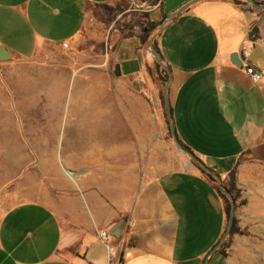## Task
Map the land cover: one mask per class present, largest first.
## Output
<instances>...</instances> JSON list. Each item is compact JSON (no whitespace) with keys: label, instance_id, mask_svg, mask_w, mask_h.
Instances as JSON below:
<instances>
[{"label":"crops","instance_id":"crops-1","mask_svg":"<svg viewBox=\"0 0 264 264\" xmlns=\"http://www.w3.org/2000/svg\"><path fill=\"white\" fill-rule=\"evenodd\" d=\"M118 1L0 0V55L9 56L0 63H34L41 76L33 84L41 102H0V154L24 151L25 118L48 120L38 138L49 140V154L59 155L54 185L71 192L50 196L49 205L24 200L0 212V264H107L98 233L121 220L122 235L112 241L121 264H264V76L253 82L239 56L243 41L252 40L249 64L264 74V0H254L257 6L246 0H158L150 18L161 20L153 35L160 63L151 43L143 47L135 35L107 31L96 8ZM126 38L138 40L134 51ZM121 49L130 55L118 57ZM63 54L69 65H58ZM166 84L176 137L191 154L221 180L241 159L236 184L247 202L241 211L258 220L253 233L261 241H236L231 257L209 255L227 223L213 184L190 161L171 165L145 157L164 152ZM70 88L78 99L87 92L88 102L103 104L122 102L123 92L139 96L147 115L141 118L133 105L125 116L130 133L116 146L99 140L75 147L73 138L64 150L36 108ZM20 133L23 141L10 145Z\"/></svg>","mask_w":264,"mask_h":264},{"label":"rangeland","instance_id":"rangeland-1","mask_svg":"<svg viewBox=\"0 0 264 264\" xmlns=\"http://www.w3.org/2000/svg\"><path fill=\"white\" fill-rule=\"evenodd\" d=\"M157 3L158 0H120L112 5L117 6L119 10L116 9L113 13L106 14L102 8L97 7L96 12L100 16L105 17L108 32L111 29H117L123 35L130 32L139 33L140 28L136 26V22L138 20L141 22L145 21L147 18L152 20L150 15ZM97 18L98 16H95L96 21H98ZM125 40L124 44L127 43V46L132 48L133 44H138V40L135 38H126ZM147 45L148 42L145 46ZM135 52L137 53L138 51L136 50ZM125 53H128L127 56H129L131 50L127 52L126 49H121L118 57H122ZM138 54L142 55V52H138ZM57 61L60 66L69 65L67 63V61L69 62V56L63 54L59 56V60ZM72 66H80V64L74 62ZM37 67V64L18 60L0 63V102H41V99H38L35 95L33 88L34 79L41 77ZM114 88L117 89L116 85ZM115 92L118 94L117 90ZM81 95L82 93H80ZM86 97L87 92L85 97L81 99L76 98L75 88L74 90L70 88L65 94L62 91H57V96L53 98V102H42L40 109L36 108V112L42 111V114L47 115L46 118H49V131L52 134V139L64 150L70 146L73 138H75L73 140L75 147H82L79 142L81 140L78 138L83 133L84 135H93L94 137L95 135H99L100 142L106 148L116 146L121 141L119 139L121 135L127 136L130 133L128 129L129 124L126 122L125 116L128 112L132 111L133 105L138 109L137 114L141 118H145L147 115L144 109V100L136 95L132 96L123 92L120 94L122 102L108 101L104 102V104L103 102H88V98ZM79 121L83 123L80 125ZM46 126H48V120L38 122L32 118H25L24 128L26 130V137L24 140L26 147L24 151L18 155L0 154V212L24 200H36L49 205L51 201L50 196L71 194V192L61 190L54 185L55 167L53 160L59 165L60 161L57 160L59 155L49 154V150L51 149L49 140H40L38 138L40 136L39 128L43 130ZM154 129L157 130L156 126ZM162 131L161 141L164 152L162 153L160 150L154 155L145 156L147 160L169 162L171 165H176L179 161L183 160L191 162L188 156L183 155L177 150V146L167 130L162 129ZM18 135L20 136L18 139L10 138V145H16L18 141H23L21 133ZM2 139L0 121V144ZM99 140H94L93 142ZM86 158L83 161L84 164H88L89 158ZM74 161L77 163L76 159ZM96 161L97 159H94L93 163ZM94 173L96 176L97 172L95 170ZM241 209L242 206L234 209L232 216L236 218L238 228L247 231L248 234L229 236L228 231H226L229 225L227 220L224 237L221 239L222 241L219 245L225 249L228 254L227 257H231V247L235 245L236 241L242 242L241 240H245L251 243L261 241L258 235L253 233L259 225L258 220L249 219L248 215L251 214V211L247 212L246 215L242 213ZM236 253L242 256L243 251L240 249Z\"/></svg>","mask_w":264,"mask_h":264},{"label":"trees","instance_id":"trees-1","mask_svg":"<svg viewBox=\"0 0 264 264\" xmlns=\"http://www.w3.org/2000/svg\"><path fill=\"white\" fill-rule=\"evenodd\" d=\"M98 7L102 8L103 12L106 14H111L114 11H116V9L119 10V8L117 6H109L106 4H100V5H98ZM160 24H161V20L160 21H153V20H149L148 18L142 22L140 20H138L136 22V26H138L140 28V32L137 34H135L134 32L133 33L132 32L126 33L125 37L135 35L139 39L140 45L144 47V45L150 41V39L153 37L154 33L159 29ZM251 37H252V39H256L257 36H256V33L254 34V31H253ZM152 44H153V47L155 48V50L159 53L155 39L152 41ZM155 65L158 69L159 65L158 64H155ZM161 73L163 74L162 79L164 80V82H166L168 79L167 73L164 70H161ZM163 114L165 116L166 130H167L168 134L171 135L170 130H169L168 113H167V110H166L164 105H163ZM177 140H178L180 146L184 150H186L189 153H192L190 151V149L188 147H186L185 145H183L178 138H177ZM190 160L195 165V167L213 184L215 189L218 191L220 197L222 198V200L224 202L226 219L229 221L230 212H231V201H230L228 195L221 193L220 189L218 188V182H217L216 178L212 175V174H215V175H217V174L214 173L213 171H211L209 168H206L205 165L196 156H193V159H190ZM240 162H241V159L239 158L236 166L228 173L227 177L224 180H221L222 189L224 191L228 192L229 195H231L233 197L234 209L239 208L241 206H244L246 204V200L241 199V190L237 187V184H236V170H237V166L240 164ZM226 231H228L229 236H233L235 234H238V235H247L248 234L247 231H244V230H241L240 228H238L237 220L234 216H232L231 222H230ZM224 233L221 236V238L224 237ZM216 252L219 253L220 255H222L224 258H226L228 256L225 249L220 247V246L217 248Z\"/></svg>","mask_w":264,"mask_h":264},{"label":"water","instance_id":"water-1","mask_svg":"<svg viewBox=\"0 0 264 264\" xmlns=\"http://www.w3.org/2000/svg\"><path fill=\"white\" fill-rule=\"evenodd\" d=\"M248 4L250 5H253V6H257V4L255 3L254 0H246ZM159 31V30H158ZM155 36V35H154ZM154 36L150 39L149 43H151V50L154 54V56L157 58V62L160 63L161 62V57L159 55V53L155 50V48L153 47V44H152V41L154 39ZM9 59V56H5V55H0V60H7ZM164 103H165V107H166V110H167V113H168V120H169V130H170V133H171V136H172V139L173 141L175 142L176 146H177V149L182 152L183 154H186L188 157H190L191 159H193V155L189 152H187L186 150H184L178 140H177V137H176V133H175V130L173 128V125H172V114H171V109H170V106H169V102H168V99H167V84L165 86V100H164ZM217 182H218V188L220 189L221 193L223 194H226L228 195L230 201H231V212H230V218H229V224L231 222V218H232V214L234 212V200H233V197L231 195H229L228 192L224 191L222 189V185H221V179L219 176L215 175V174H212ZM124 224H125V221L124 220H121L119 222H117L116 224L113 225V227L109 230V232L115 237V238H120L121 235H122V232H123V228H124ZM229 226V225H228ZM222 241V240H221ZM221 241L217 244V246H215V248L212 249V251L209 253V255L213 252L216 251V249L219 247ZM207 259L205 260V264H207Z\"/></svg>","mask_w":264,"mask_h":264},{"label":"built area","instance_id":"built-area-1","mask_svg":"<svg viewBox=\"0 0 264 264\" xmlns=\"http://www.w3.org/2000/svg\"><path fill=\"white\" fill-rule=\"evenodd\" d=\"M252 46V40H244L239 48V56L245 73L251 78L253 82H258L264 76V74L263 72L255 69L249 64L248 57L251 53ZM63 47L66 48L67 45L64 44ZM98 237L103 242L105 248L108 251L109 255L107 264H121L122 259L120 257V254H115L114 246L112 245V241L115 240V237L106 230L99 232Z\"/></svg>","mask_w":264,"mask_h":264},{"label":"bare ground","instance_id":"bare-ground-1","mask_svg":"<svg viewBox=\"0 0 264 264\" xmlns=\"http://www.w3.org/2000/svg\"><path fill=\"white\" fill-rule=\"evenodd\" d=\"M97 103V102H96ZM83 122L82 121H79V124L81 125ZM99 135H95V137L93 135H83L80 136L78 139H80L81 141H79L80 143H91L94 141V140H99ZM120 139V138H119ZM93 146V145H92ZM93 153V152H92ZM86 157L89 158V156H85V160L87 159ZM92 158H93V154H92ZM66 173L68 174V176L72 179V180H75V177H74V174L73 173H70L69 171L66 170Z\"/></svg>","mask_w":264,"mask_h":264}]
</instances>
